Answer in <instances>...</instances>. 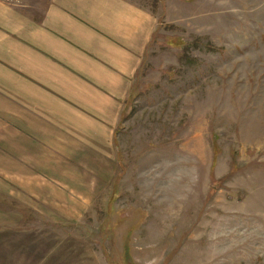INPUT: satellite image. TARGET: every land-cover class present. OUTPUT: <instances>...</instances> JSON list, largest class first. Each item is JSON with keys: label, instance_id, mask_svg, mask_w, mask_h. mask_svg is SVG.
Here are the masks:
<instances>
[{"label": "rangeland", "instance_id": "1", "mask_svg": "<svg viewBox=\"0 0 264 264\" xmlns=\"http://www.w3.org/2000/svg\"><path fill=\"white\" fill-rule=\"evenodd\" d=\"M0 264H264V0H0Z\"/></svg>", "mask_w": 264, "mask_h": 264}, {"label": "crops", "instance_id": "2", "mask_svg": "<svg viewBox=\"0 0 264 264\" xmlns=\"http://www.w3.org/2000/svg\"><path fill=\"white\" fill-rule=\"evenodd\" d=\"M27 97V96H26ZM24 97V104L22 110L19 111L24 118L31 119L32 124L36 125L31 133L25 130H17L12 136L15 139H19L18 145H20V151H22V159L21 165H33V161L36 163L34 165H40L42 161H46L48 165H51L56 159V154L61 153H86L88 145V140L91 137L95 136V132L90 129H84L85 131L82 132V135L76 131H68L65 133L63 131L57 130V127L53 125V119L55 117L56 106L61 107V103L57 100L49 101V104H45V108L41 112L40 105L36 109H31L28 107V98ZM100 105L106 106L107 104L100 101ZM26 106V107H25ZM64 106V105H63ZM67 106V105H65ZM93 108V107H92ZM85 110V109H84ZM101 112V111H100ZM43 113V120L40 119ZM85 113H92L85 110ZM80 114V113H79ZM82 115V114H80ZM91 115V114H90ZM92 115L96 116L95 113ZM40 123H43V129L40 128ZM25 127V124H24ZM79 140H76V139ZM67 139V140H61ZM90 145V143H89ZM16 146V145H15ZM63 147L64 151H61L60 148ZM67 164L72 165V163L67 157ZM76 161V159H74ZM8 162L10 165L12 162L8 158ZM8 163V164H9ZM17 164V162H15ZM29 176V174H27ZM35 177V176H34ZM33 175L29 176L28 178L33 179ZM35 180V179H34Z\"/></svg>", "mask_w": 264, "mask_h": 264}]
</instances>
